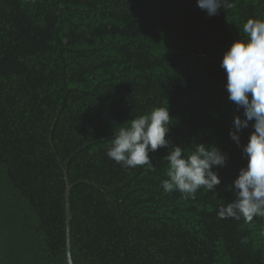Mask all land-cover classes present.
<instances>
[{"label": "trees", "instance_id": "trees-1", "mask_svg": "<svg viewBox=\"0 0 264 264\" xmlns=\"http://www.w3.org/2000/svg\"><path fill=\"white\" fill-rule=\"evenodd\" d=\"M0 0V264H67V174L74 264H264V217L218 218L247 166L230 137L224 53L264 19V0ZM169 107L166 137L228 157L215 193L164 192L155 167L107 156L121 126Z\"/></svg>", "mask_w": 264, "mask_h": 264}, {"label": "clouds", "instance_id": "clouds-1", "mask_svg": "<svg viewBox=\"0 0 264 264\" xmlns=\"http://www.w3.org/2000/svg\"><path fill=\"white\" fill-rule=\"evenodd\" d=\"M197 6L209 16L218 14L222 7H230L227 0H197ZM244 36L236 40L224 53L221 67L227 76L228 99L235 103L242 116H235L229 135L240 145L241 130L250 122L254 129L248 143L242 146L247 166L239 170L230 191L231 202L218 209V218L252 221L264 217V19H249L243 25ZM172 117L168 105L155 107L121 126L107 150V156L126 168L155 167L150 153L168 148V179L162 181L164 192L179 191L185 198L198 190L215 193L221 184L218 171L226 165L227 155L214 145L195 144L190 151L173 146L166 138L170 133Z\"/></svg>", "mask_w": 264, "mask_h": 264}, {"label": "water", "instance_id": "water-1", "mask_svg": "<svg viewBox=\"0 0 264 264\" xmlns=\"http://www.w3.org/2000/svg\"><path fill=\"white\" fill-rule=\"evenodd\" d=\"M65 182H66V193H65V212H66V256H67V264H74L71 255V232H70V207H69V195H70V183L65 173Z\"/></svg>", "mask_w": 264, "mask_h": 264}]
</instances>
